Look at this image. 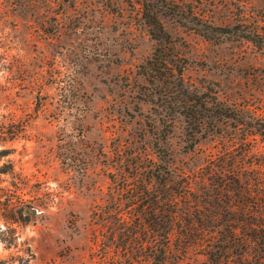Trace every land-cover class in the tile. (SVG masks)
<instances>
[{
    "label": "rangeland",
    "instance_id": "obj_1",
    "mask_svg": "<svg viewBox=\"0 0 264 264\" xmlns=\"http://www.w3.org/2000/svg\"><path fill=\"white\" fill-rule=\"evenodd\" d=\"M158 1L186 97L143 73L160 47L143 0H0V131L22 130L0 141L10 149L0 157L2 264H211L217 239L187 243L181 222L170 253L155 259L164 239L149 229L158 186L149 170L174 160L197 196L213 169L242 163L264 177V39L194 30L255 28L264 38V0ZM193 97L187 117L183 100ZM212 175L217 189L222 177ZM245 257L264 264L253 249Z\"/></svg>",
    "mask_w": 264,
    "mask_h": 264
},
{
    "label": "trees",
    "instance_id": "obj_2",
    "mask_svg": "<svg viewBox=\"0 0 264 264\" xmlns=\"http://www.w3.org/2000/svg\"><path fill=\"white\" fill-rule=\"evenodd\" d=\"M142 5L143 16L151 27V33L160 44L154 56L142 65L143 73L149 83L157 85V82L162 81L172 84L173 88H176L180 94L186 97L189 91L186 86L184 71L166 52L168 48L166 45L170 44V40L160 18V15L165 14L159 10V1L143 0ZM194 30L216 40L243 37L262 45L264 39L255 28L248 32H242L238 31L235 26L222 28L200 24ZM184 87L187 88L184 89ZM192 92L195 93L194 90ZM150 95L152 97L153 92ZM186 99L188 103L183 100L184 105H182L187 107V117L194 116L193 101H197L198 98ZM21 131L19 128L11 129L8 134L0 131V141L15 140L20 136ZM193 147L194 145L191 144V149ZM9 150V148L1 149L0 157L9 154ZM159 167V165L153 166L148 172L158 185L157 189H153L149 193V229L153 234V241L157 240V236H162L164 239L162 246L161 244L156 246L155 259H165L161 258L160 254L166 256L170 253L172 236L177 228L175 224L180 222L182 225L178 227V230H180V235H183V240H187V243L190 241L191 243H202L207 237L213 238L209 240L210 242L217 239L218 245L211 244L212 249L209 252L211 264H230L234 259L235 263L238 261L239 264H243L245 259H249L245 255L251 249L255 250L258 256L264 254V204L261 205L260 209H254L251 204L253 203L252 200L255 199L258 202H264L263 195L255 193L252 187L254 185L252 181L257 178V184L263 181L264 177L261 175L252 176L251 172L255 171L254 168L248 171V167L240 163L230 168L221 167L217 170L219 173L213 169L212 172L210 171L201 177L200 181L204 187L201 188V192L197 196L193 189V182L189 181L190 179L183 180L186 172L177 171L178 166H175L174 160H166L163 166L164 170H160ZM212 174H219L222 177L217 189L211 183ZM178 177H181L182 180L177 179ZM217 190L219 194L216 195ZM217 196L224 198L225 202L238 201L242 204L237 208L229 205L217 209L203 205V203L209 204V199H215ZM215 219L222 222L225 219L226 221L216 224ZM211 246L207 247L210 248Z\"/></svg>",
    "mask_w": 264,
    "mask_h": 264
}]
</instances>
